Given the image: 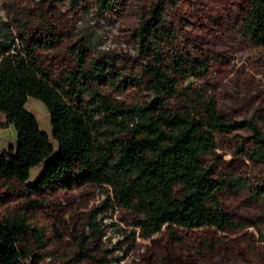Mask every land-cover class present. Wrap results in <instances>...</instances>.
I'll list each match as a JSON object with an SVG mask.
<instances>
[{
  "label": "rangeland",
  "instance_id": "obj_1",
  "mask_svg": "<svg viewBox=\"0 0 264 264\" xmlns=\"http://www.w3.org/2000/svg\"><path fill=\"white\" fill-rule=\"evenodd\" d=\"M152 1L127 0L115 13L98 11L91 0H80L74 10L46 0H0V32L8 28L17 44L18 36L28 42L39 38L37 61L50 82L78 76L81 84L90 83L88 73L98 62L106 78L97 87L101 95L140 103L149 97L146 67L130 36L137 26V7ZM251 1L175 0L165 8L177 34V49L207 60L203 80L207 93L214 94L220 113L230 121L246 120L254 108L264 107V67L253 63L258 49L235 32ZM78 49L86 60L83 73L72 55ZM195 81L188 79L183 86L199 82ZM82 100L87 103L89 96ZM167 103L177 106L171 100ZM26 108L51 137L44 105L28 99ZM12 130L0 136V152L14 146ZM248 136L243 129L216 135L215 154L205 157L222 208L248 226L242 230L223 235L208 225L193 229L171 225L144 238L135 228L132 241L136 214L110 191L102 194L90 184L63 189L62 175L70 174L66 165L55 177L44 175L56 155L33 169L25 182L16 176L0 178V220L26 218L28 229L20 228L17 243L26 263L35 254L38 264H264V173L261 166L234 154ZM85 249L91 257L77 261V253Z\"/></svg>",
  "mask_w": 264,
  "mask_h": 264
},
{
  "label": "trees",
  "instance_id": "obj_2",
  "mask_svg": "<svg viewBox=\"0 0 264 264\" xmlns=\"http://www.w3.org/2000/svg\"><path fill=\"white\" fill-rule=\"evenodd\" d=\"M75 9L80 0H46ZM100 12H118L127 0H91ZM175 0H153L137 7V26L131 32L137 58L144 61L149 97L125 104L100 94L105 70L98 62L81 84L78 76L50 82L37 61L41 40L28 42L6 28L0 32V112L6 126L15 132V145L0 152V178L16 176L25 182L33 169L53 155L44 172L55 177L66 165L61 187L90 184L111 192L123 207L136 214L135 228L141 237L159 232L163 226L193 229L210 226L218 233L248 226L225 211L217 196V184L205 157L214 156L216 135L246 130L248 141L234 148L264 173V107L254 108L248 119L227 120L219 111L204 80L208 62L177 49V34L165 8ZM236 35L258 49L253 59L264 67V0H252L235 26ZM83 73L86 60L78 49L72 53ZM188 79L198 83L183 86ZM89 96L84 103L82 97ZM28 99L40 101L49 114L51 137L26 108ZM169 100L177 106L171 108ZM54 181V180H53ZM110 201V198H108ZM28 229L19 215L0 220V264H38L21 258L17 243L20 228ZM129 250V247L128 249ZM127 252V251H126ZM77 261L90 258L88 250Z\"/></svg>",
  "mask_w": 264,
  "mask_h": 264
},
{
  "label": "crops",
  "instance_id": "obj_3",
  "mask_svg": "<svg viewBox=\"0 0 264 264\" xmlns=\"http://www.w3.org/2000/svg\"><path fill=\"white\" fill-rule=\"evenodd\" d=\"M10 129H13L11 126H6L5 124V115L3 113L0 112V136L1 135H5V132H10ZM13 131V134L15 136V133H14V130ZM3 139L0 138V142L2 141ZM14 145H15V140L13 141Z\"/></svg>",
  "mask_w": 264,
  "mask_h": 264
},
{
  "label": "built area",
  "instance_id": "obj_4",
  "mask_svg": "<svg viewBox=\"0 0 264 264\" xmlns=\"http://www.w3.org/2000/svg\"><path fill=\"white\" fill-rule=\"evenodd\" d=\"M15 133V132H14Z\"/></svg>",
  "mask_w": 264,
  "mask_h": 264
}]
</instances>
